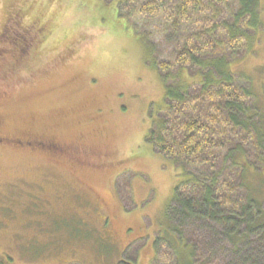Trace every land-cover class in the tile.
<instances>
[{
	"label": "rangeland",
	"instance_id": "obj_1",
	"mask_svg": "<svg viewBox=\"0 0 264 264\" xmlns=\"http://www.w3.org/2000/svg\"><path fill=\"white\" fill-rule=\"evenodd\" d=\"M261 8L234 71L263 115ZM123 15L111 0H0V138L71 151L0 147V264H152L155 237L168 234L183 178L145 138L163 107L154 59L172 62L174 44L162 18Z\"/></svg>",
	"mask_w": 264,
	"mask_h": 264
},
{
	"label": "trees",
	"instance_id": "obj_2",
	"mask_svg": "<svg viewBox=\"0 0 264 264\" xmlns=\"http://www.w3.org/2000/svg\"><path fill=\"white\" fill-rule=\"evenodd\" d=\"M111 1L124 20L127 10L162 18L174 44L172 62L154 59L163 107L145 140L183 179L152 264H264V114L234 71L263 27L261 0ZM137 36L156 47L149 34Z\"/></svg>",
	"mask_w": 264,
	"mask_h": 264
},
{
	"label": "flooded vegetation",
	"instance_id": "obj_3",
	"mask_svg": "<svg viewBox=\"0 0 264 264\" xmlns=\"http://www.w3.org/2000/svg\"><path fill=\"white\" fill-rule=\"evenodd\" d=\"M5 146L16 149L43 151L45 153H49L51 155H57V156H64V155L71 156V151L67 147L53 143L38 142L37 140L32 138H18L13 140L9 138L7 139L0 138V147H5Z\"/></svg>",
	"mask_w": 264,
	"mask_h": 264
}]
</instances>
